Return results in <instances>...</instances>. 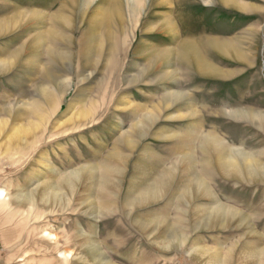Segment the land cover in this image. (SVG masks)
I'll return each instance as SVG.
<instances>
[{"label":"rangeland","instance_id":"1","mask_svg":"<svg viewBox=\"0 0 264 264\" xmlns=\"http://www.w3.org/2000/svg\"><path fill=\"white\" fill-rule=\"evenodd\" d=\"M228 1L226 5L217 0H179L182 9L178 17L183 21L179 32L176 23L174 32L166 29L151 35L141 34L137 27L127 52L122 54L124 60L113 59L116 63L111 65L123 70L108 73L101 67L102 60L95 61L92 55L88 58L91 64L82 70L84 60L77 56V46L55 25L59 20L54 17L72 19L94 2L0 0V264H93L86 253L90 247L83 244L87 238L99 246L102 264H208L207 255L196 258L197 249L217 252L221 259L231 251V264H248L253 248L264 249V182L206 176L220 204L245 213L249 222L235 219L224 229L186 231L187 241L168 252L159 248L154 238L157 233L143 237L135 222L160 220L164 213L168 220L181 216L179 208L170 204L172 196H159L150 205L132 208L134 189L127 186L129 181L143 182L147 156H162V160L148 159L153 160L154 167L164 164L173 136L191 129L186 130L191 122L186 115L189 110L199 113L197 122L204 126V135L213 132L227 148L257 154L264 164V130L228 114L240 101L242 108L264 117V0ZM160 12L163 10L158 15ZM200 40H218L229 46L225 55L209 53L213 66L229 73L199 76L187 71L185 65L181 71L177 59L168 68L174 72L156 73L166 67L150 60L152 71L147 80L129 82L145 77L146 73L139 72L148 64L147 58L155 55L142 42H150L157 50H171L167 56L176 58L181 42L195 44ZM196 47L202 53L211 51L201 42ZM53 51L64 56L54 60L49 55ZM165 74L169 76L157 80ZM51 75L60 93L58 100H52L42 112H50L55 106L58 111L51 114L47 132L36 142L34 138L46 123L31 117L30 112L35 104L40 109L46 107L41 91L52 92ZM176 92L183 95L177 103L166 113H156L150 126L143 123L140 144L130 155L125 171L111 176V181H120L116 189L104 191L101 187L100 191L98 183L95 189L82 176L84 171L91 172L89 169L97 166L92 173L98 178L104 173L103 167L121 169L116 161H102L114 146L118 148L114 142L129 129L132 116L127 115L126 102L151 109L150 105H156L165 94ZM113 97L117 104H112ZM82 111L89 112L85 115L89 120L75 127L84 120ZM149 128L153 133L165 132L150 136ZM132 139L138 141L137 137ZM45 190L49 194H44ZM125 195L129 197L127 203H123ZM205 200L199 203L203 206ZM196 204L192 208L197 209Z\"/></svg>","mask_w":264,"mask_h":264},{"label":"bare ground","instance_id":"2","mask_svg":"<svg viewBox=\"0 0 264 264\" xmlns=\"http://www.w3.org/2000/svg\"><path fill=\"white\" fill-rule=\"evenodd\" d=\"M68 1L70 2V0ZM74 1L72 2L71 0L73 4ZM217 1L226 5L230 2L228 0ZM91 2H94L93 7L90 9L87 8V11L84 10L78 12L72 19L68 17H54L56 20H59V22L55 24L57 25V28L65 34L66 39L69 40L70 43L77 46V56L84 60L83 65H81L82 70L91 64L90 59L88 58L92 55L95 57V61L102 60L101 67H103V71L105 69L108 73H119L123 68L111 66L116 63L113 59L122 58L124 60L122 54L127 52L126 46L131 43L132 38H134L135 34L138 32L137 27H139V32H141V34L145 33L151 35L155 32L163 33L162 31H165L166 29L169 31L172 29L174 32L175 27L173 23H176V30L179 32L180 26H182L183 23L182 19L178 17L179 12L182 9V3H180L179 0L171 1V3L168 0H87L88 4ZM152 9L156 13L153 17ZM161 10H163V12H160L158 15ZM141 12L144 13L142 14ZM90 13L93 16L88 18ZM170 14L174 15V17H171ZM152 18L154 20H152ZM56 20L54 21L56 22ZM9 23L11 24V22ZM55 30L57 31V29L54 28V31ZM50 39L53 41L52 37H50ZM197 42H201L211 51L208 52L207 50L205 53H202L196 47ZM197 42L195 44L193 42H181L182 45L175 51L176 58L167 56V53L169 54L171 50H157V48H154L150 42H142L147 50L154 51L152 54L155 55H151L147 58L148 64L144 65L142 71L139 72L146 73L145 77L137 76V78H135L136 80H131L129 82L133 84L139 80H147L148 73H151L152 71L150 70V60H155V62L159 64L162 62L161 64H164L166 67H160L165 70H157L156 73L174 72V69L171 71L168 70V68L172 67L175 59L178 60V64L177 62H175V64H177L180 69L185 65L188 68L186 69L187 71L196 73L199 76L201 74L204 77H214L220 76V73H229L224 72L219 68H215L211 62L212 60L209 58L212 57L209 53L220 55L229 53V46L226 43L224 44L218 40H213L212 42L200 40ZM146 44H149L150 46ZM54 52L55 51H53V53ZM135 52L136 50L133 51L134 56ZM53 53L50 52L49 55H53L54 60H56V58L61 59V57L64 56L60 53ZM233 58L238 59L236 56ZM183 70L185 69H181V71ZM168 76L169 74L159 76L157 80L160 79L162 81ZM48 80L50 81L49 83L53 85L52 92L46 93L45 91H41L43 93L41 95L46 107H41L40 109V107L37 106L39 104H35L30 112L31 117L39 120L40 123H46L38 136L34 138L36 142H39L41 136L47 132V127L50 126V122L52 121L51 114L58 111V107L55 106L50 112H48V110H46L47 113L45 114L42 112L44 108L52 105V100H58V95L60 93V89L58 88L53 75L48 77ZM110 80H108L107 84ZM107 84H103L102 88L108 90ZM181 97H183V95L178 92L165 94L156 105H150L151 109H148V106L143 108H140L137 105L132 106L130 102L127 101V115L129 117L132 116L129 129L114 142L116 145H119L118 148L114 146L112 148L113 150L107 153L102 161L103 164H107V161H116L117 166L119 163L121 169L118 170V168L103 167L104 173H101V176L96 178L93 173L97 169V166H92L89 169L91 172L87 173L84 171L82 176L85 177L89 183L91 182V185L94 184L95 189L96 183H98L100 191H102L101 187H103L104 191L107 189H116L117 183L120 184V181H111V176H120V171L121 174L125 171L124 168L126 169V166L128 165L127 162L129 157H131L130 155L140 144L139 139L142 137L140 133L143 123H145L146 127L150 126L156 113L160 114L162 111L163 113H166L169 110V107L177 103L178 99ZM168 101L171 102L168 104ZM111 102L112 104H117L116 98L113 97ZM237 105L238 108L228 112L229 118L244 121L254 126H256V123L258 129L264 130V117H261L257 112H251L246 108H242L241 106L243 103L240 101H237L236 106ZM221 108L224 109L223 107ZM2 111L3 109L0 108V112ZM140 112H144L143 115ZM217 112L220 115L223 114V112L218 109ZM86 113L88 114L89 112H81V117L84 118V120H80L81 122L75 127H79L81 123L86 121L89 117L85 116ZM198 114L199 113L196 111H188L186 115L191 122L186 124V130H188L189 126H191V129L181 134L180 132H175L178 135L173 136L171 140L172 147L166 153L164 164L160 166L156 165V167H154L153 160L149 161L148 159L162 160V156L159 155L156 158H150L147 156V161L144 162L146 163L144 168L147 173L143 175V182L137 183L136 181H129L127 183V186L133 187L134 189L131 199L132 204H134L132 208H142L145 205H150L151 201H156L159 196L161 198L162 196L167 195L172 196L170 204H175V206L179 208L181 216L178 215V218L175 219L168 220L167 213H164L161 215L160 220L155 221L148 218V220L140 219L135 222L136 229L141 236L146 237L147 234L157 233L154 238L159 241V248L164 252H168L183 245L185 241H187V237L184 234L186 231L215 228L224 229L225 226H230L235 219H237L239 223L249 222V217L245 213L229 209L220 204L218 199L213 196L212 182L206 178V176H210L211 179L215 176L232 179L235 178L234 180L237 179L247 183L264 182V164L259 162L257 154L247 153L241 149L232 150L227 148L224 146V143L213 134V132L204 135L202 132L204 126L197 122ZM14 117L15 119H19L17 114H14ZM26 129L25 133L27 134L28 132ZM151 131V128L147 131V134L150 136L153 134L161 136V134L165 132V130L154 133ZM50 135L53 134L50 133ZM133 137H137L138 141L134 142L132 139ZM142 155L143 154H141V156ZM177 155L182 156L177 158ZM82 171V169L79 170V172ZM117 188H119V186ZM43 193L46 195L49 194L48 190H45ZM128 198L129 197L125 195L123 203H127ZM206 198L209 200H205ZM204 200L207 202L202 206L199 202H204ZM194 202L198 203L195 205L198 210L192 208ZM174 212L176 215L178 214L176 211ZM83 244H87L90 247L89 250L86 251L88 259L92 261L93 264H102L101 260L103 259V255L100 254V251L98 252L99 246L91 243L89 238H87ZM149 245L152 244L149 243ZM86 247L87 246H85V248ZM197 250L198 252H196V255L198 256L196 258L200 259L207 255L206 261L208 264L232 263L233 255H231V251H228L226 257L221 259L217 252L211 254V252H208L206 249ZM249 254L251 260L248 264H264V249L253 248Z\"/></svg>","mask_w":264,"mask_h":264}]
</instances>
